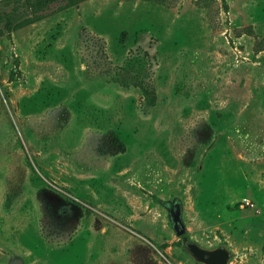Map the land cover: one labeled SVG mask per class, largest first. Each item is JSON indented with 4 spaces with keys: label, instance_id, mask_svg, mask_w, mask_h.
<instances>
[{
    "label": "rangeland",
    "instance_id": "1",
    "mask_svg": "<svg viewBox=\"0 0 264 264\" xmlns=\"http://www.w3.org/2000/svg\"><path fill=\"white\" fill-rule=\"evenodd\" d=\"M184 239L264 264V0H0V264Z\"/></svg>",
    "mask_w": 264,
    "mask_h": 264
},
{
    "label": "water",
    "instance_id": "2",
    "mask_svg": "<svg viewBox=\"0 0 264 264\" xmlns=\"http://www.w3.org/2000/svg\"><path fill=\"white\" fill-rule=\"evenodd\" d=\"M170 217L176 234L183 236L186 232V227L182 219L181 205L177 204L172 207ZM184 245L197 261L205 264H229L232 257L231 251L224 246L207 249L201 247L197 242L188 239H184ZM9 264H23V261L20 258H16L10 261Z\"/></svg>",
    "mask_w": 264,
    "mask_h": 264
}]
</instances>
